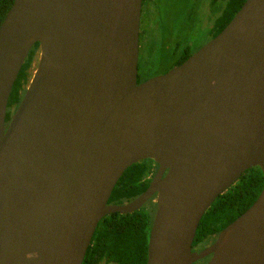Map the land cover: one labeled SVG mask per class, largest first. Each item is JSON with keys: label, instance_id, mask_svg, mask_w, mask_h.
<instances>
[{"label": "water", "instance_id": "water-1", "mask_svg": "<svg viewBox=\"0 0 264 264\" xmlns=\"http://www.w3.org/2000/svg\"><path fill=\"white\" fill-rule=\"evenodd\" d=\"M142 0H13L0 24V264H81L102 217L155 205L145 264H264V185L195 251L199 221L246 170L264 176V0L137 83ZM36 63L6 121L32 46ZM157 169L108 204L123 171Z\"/></svg>", "mask_w": 264, "mask_h": 264}, {"label": "trees", "instance_id": "trees-1", "mask_svg": "<svg viewBox=\"0 0 264 264\" xmlns=\"http://www.w3.org/2000/svg\"><path fill=\"white\" fill-rule=\"evenodd\" d=\"M244 1L226 0L209 33L215 36L220 32ZM12 3L13 0H0V24ZM37 50L38 43H35L13 83L7 102L6 121L21 100ZM189 55L191 51L186 47L172 66L180 64ZM150 163L148 160H142L127 167L114 185L107 203L120 205L140 195L151 179L147 175L151 166L155 165ZM263 185L264 176L261 169L256 166L246 170L227 190L223 191L201 217L192 242L193 249H202L205 241L213 242L221 229L255 201ZM149 204L151 207H146L145 204L130 213L116 212L102 217L94 230L81 264H145L149 229L155 210L154 203L151 201Z\"/></svg>", "mask_w": 264, "mask_h": 264}, {"label": "rangeland", "instance_id": "rangeland-1", "mask_svg": "<svg viewBox=\"0 0 264 264\" xmlns=\"http://www.w3.org/2000/svg\"><path fill=\"white\" fill-rule=\"evenodd\" d=\"M150 3L154 5V10L144 27V43L140 41L141 78H150L172 68L186 47L192 52L203 45L226 0H150ZM150 202L145 206L151 207ZM210 242L205 241L202 248Z\"/></svg>", "mask_w": 264, "mask_h": 264}, {"label": "flooded vegetation", "instance_id": "flooded-vegetation-1", "mask_svg": "<svg viewBox=\"0 0 264 264\" xmlns=\"http://www.w3.org/2000/svg\"><path fill=\"white\" fill-rule=\"evenodd\" d=\"M153 10H154V5L150 3V0H144V1L142 0L141 12H140V23H139V43H138L139 44V46H138L139 51H138V64H137V83H141V82H143V81H145L146 79L149 78V77L141 78L140 75H139V71H140V69H139L140 68V63H139L140 62V59H139V56H140V41L142 40L143 37H145V30L146 29L144 27L149 23V21L151 19V13L153 12ZM213 37L214 36L212 35V33H209L208 40H210ZM142 43H144V40H142ZM201 46H199V47H201ZM199 47L197 49H199ZM196 50L192 51L191 54L193 52H195ZM172 67H174V66H172ZM165 72H166V70L164 72H162V73H157L156 75L163 74ZM148 162L150 163V161H148ZM151 168H152L151 174L148 173V175H147V177H149V178H152V176L155 174V172L157 170L155 168V166H154V168L153 167H151ZM152 171H153V174H152ZM192 250L198 251L200 249L197 250V249H193V247H192ZM209 257L210 256H207V257H205V258H203V259H201V260H199V261H197L195 263H202V264H204L209 259Z\"/></svg>", "mask_w": 264, "mask_h": 264}, {"label": "built area", "instance_id": "built-area-1", "mask_svg": "<svg viewBox=\"0 0 264 264\" xmlns=\"http://www.w3.org/2000/svg\"><path fill=\"white\" fill-rule=\"evenodd\" d=\"M151 167H153V168H154V166H151ZM151 170H152V168L150 169V172H149V174H151ZM152 173H153V171H152Z\"/></svg>", "mask_w": 264, "mask_h": 264}]
</instances>
